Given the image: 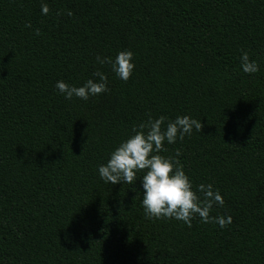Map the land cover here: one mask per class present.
<instances>
[{"label":"trees","instance_id":"trees-1","mask_svg":"<svg viewBox=\"0 0 264 264\" xmlns=\"http://www.w3.org/2000/svg\"><path fill=\"white\" fill-rule=\"evenodd\" d=\"M124 49L127 81L96 61ZM97 70L88 100L55 88ZM177 115L201 132L162 155L219 189L223 228L148 219L139 180L98 177L133 125ZM0 264H264V0H0Z\"/></svg>","mask_w":264,"mask_h":264},{"label":"clouds","instance_id":"clouds-1","mask_svg":"<svg viewBox=\"0 0 264 264\" xmlns=\"http://www.w3.org/2000/svg\"><path fill=\"white\" fill-rule=\"evenodd\" d=\"M40 10L42 15H47V4L42 3ZM67 14L72 15L71 11ZM239 60L244 73L259 70L257 62L250 60L247 52H242ZM96 61L100 65L110 64L112 73L122 81L129 79L135 67L133 52L128 49L118 51L112 58L98 55ZM93 76L95 79L89 78L79 86L58 80L55 88L66 100L73 97L88 100L108 90L103 72L97 70ZM164 121V116L155 119L149 116L139 125H133L130 134L113 148L106 162L97 166L99 179L112 185L139 180L142 188L140 204L148 219H175L191 227L192 219L198 216L201 222H212L221 228L230 224L231 216L210 215L214 205L224 204L219 189H214L210 183H201L193 190L192 181L177 159L179 151L174 156L162 155L166 151L165 144L183 140L185 135L192 134L193 129L201 132V121L188 115H177L166 125ZM141 172L142 176L137 179V173Z\"/></svg>","mask_w":264,"mask_h":264}]
</instances>
